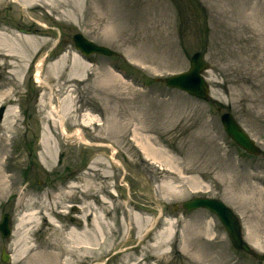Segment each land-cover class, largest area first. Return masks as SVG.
Wrapping results in <instances>:
<instances>
[{"label": "rangeland", "instance_id": "obj_1", "mask_svg": "<svg viewBox=\"0 0 264 264\" xmlns=\"http://www.w3.org/2000/svg\"><path fill=\"white\" fill-rule=\"evenodd\" d=\"M16 1L0 2V28L18 42L34 37L40 46L33 63L27 53L10 68L2 69L0 60V217L9 214L13 227L9 239L0 238V252L6 248L8 264H23L47 239L68 248V232L86 224L80 209L98 208L101 197L109 202L110 218H105L112 232L78 264H264L235 252L215 216L181 208L197 196L220 200L239 218L244 241L264 255V234L256 237L250 212L234 203L225 187L255 184L264 191V0ZM75 34L117 57L82 59L72 45ZM195 52L208 64L205 102L160 82L185 71ZM40 57L42 84L32 76ZM121 69L126 77L118 74ZM63 81L72 83L61 90ZM49 98L70 138L58 123L52 125ZM224 112L260 155L243 153L227 138L219 122ZM74 130L81 131L86 145ZM135 133L177 163L195 159L197 183L178 196H164L161 170L144 160ZM94 174L102 187L96 195L86 193ZM40 205L48 206L47 224L44 215L29 216ZM158 208L162 213L143 239L144 230L125 236L127 229H119L130 220L126 212L147 222ZM30 217V232L20 229ZM55 228L62 229L61 237L52 236ZM164 229L170 232L168 246L150 251Z\"/></svg>", "mask_w": 264, "mask_h": 264}, {"label": "bare ground", "instance_id": "obj_2", "mask_svg": "<svg viewBox=\"0 0 264 264\" xmlns=\"http://www.w3.org/2000/svg\"><path fill=\"white\" fill-rule=\"evenodd\" d=\"M3 1L4 0H0V2ZM15 2L17 1L15 0ZM13 37L15 36H13L8 30H3L0 28V60L2 61V69L10 68L12 66V62L18 63L17 58L23 57L26 53L27 54L25 55V57H28L30 55L27 60H29L31 63L34 60V56L40 46V41L36 40L34 37H22L20 38L21 42H18L16 38ZM43 59V57L39 58L35 69L32 72L34 81L38 84L43 83L40 75V68ZM24 63L26 64V62ZM59 63L61 62L59 61ZM80 64L82 65V63ZM19 67L21 68V66ZM70 83L72 82L63 81V83L60 85V89L65 90ZM47 106L50 111L49 118L50 120H52V125L56 126L58 123L60 133L64 137L70 138L72 134L70 135L66 133L62 117H60L59 114L60 110L52 105V101L50 98L47 100ZM42 108H44L43 105ZM140 129L138 131H140ZM73 135L81 144L86 145L83 140L81 131L74 130ZM124 135H127V133H125ZM138 135L139 134L137 133L134 134V142L140 148L144 160L161 170L160 174H162V181L160 192L164 196H178L187 191V184L192 182L194 184L197 183L196 177L192 176L194 172L192 169V164L193 160L194 162H196L195 159L188 160V158H184L182 164L177 163L175 157L169 156L162 151L154 149L150 142V139L147 136L138 137ZM12 139L13 137L11 138V140ZM111 161L116 162L115 159H111ZM196 173L199 174V172ZM95 175L96 174H94L93 177L89 178V185L86 190V193L88 194L96 195L102 189V187L97 185L99 183L96 182ZM104 178H106V176H104ZM2 179H4V177L0 173V187L3 185L1 181ZM181 182H183L184 184H181ZM256 186L255 184H239V186L235 184L225 185V187L227 188L226 191L231 197L230 199L233 200L234 203L240 205L242 207V210L247 209L248 212H250V216L248 219L251 222L252 231L256 233V237L260 240L261 236L264 234V219L261 218L262 212H264V191H262L260 188H257ZM70 188L75 189L77 187L72 185ZM100 199L101 200L98 201V204H100L98 208L88 205L85 209H80V220L86 222V224L81 227L80 231L77 229L68 232V238L64 239V242L66 244H69L68 248H62L58 243L52 242L51 240L47 239L45 240V243L35 249L34 253L32 252L33 254L29 257V259H27L26 261L23 260V264H78L91 257L95 253L94 248L97 247L100 249L103 245H105L109 239L108 234L112 232L110 223L105 218L106 216L110 218L111 213V209L108 205V199L105 197H101ZM47 207L40 205L38 209L39 211L29 216L32 217L44 215L42 220L47 224L46 219L48 215L45 213V211L49 210L47 209ZM116 207H119V204L117 202ZM43 211L44 213H42ZM157 212V216H155L154 219L152 218L148 220L147 222H145L139 215L129 214L128 212H126V217L130 218V220H127L131 222L119 223V229H121L122 231L124 230L123 232H125V230L127 229L125 236H127L128 233H130L132 230L142 233L145 228L154 227L156 219L162 213L160 208H158ZM31 217L20 224V229H26L28 232H30L29 228L33 224V218ZM90 228L92 229V231L90 230ZM61 234L62 229H53V237H61ZM169 239L170 232L166 229L162 230L157 239L152 243V245H150V251L155 252L157 250L166 248V246H168L169 244ZM123 241L125 242V239ZM123 241L122 243H124ZM254 248L258 250L257 247ZM61 260H63V262ZM12 261H14V258H12ZM18 263L19 262H15L14 264ZM134 264H141V262L140 260H137L134 262Z\"/></svg>", "mask_w": 264, "mask_h": 264}, {"label": "water", "instance_id": "obj_3", "mask_svg": "<svg viewBox=\"0 0 264 264\" xmlns=\"http://www.w3.org/2000/svg\"><path fill=\"white\" fill-rule=\"evenodd\" d=\"M74 42L80 50L85 54L91 53H100L110 55L111 53L107 50L95 47L84 40L80 36L74 37ZM190 69L184 73L175 77H171L166 81L168 87L177 88L182 91L187 92L188 94L205 99L208 93V87L204 80L201 77V72L206 69V65L202 60L201 54L196 53L191 58ZM221 123L225 129L227 135L244 151L249 154L257 155L259 151L254 146L253 142L248 138V136L239 128L233 118L226 114L222 115ZM183 208L187 211L196 210V209H206L213 212L221 224L225 228L226 232L229 235L232 246L238 250L243 251L257 260H263L264 257L253 254L247 245L242 241L240 234V225L231 213V211L225 207L221 202L216 200H209L203 198H197L191 201L184 203ZM9 216L4 215L2 217V222L0 224V233L2 237H7L9 235L8 229ZM2 261L7 262V257L2 255Z\"/></svg>", "mask_w": 264, "mask_h": 264}]
</instances>
